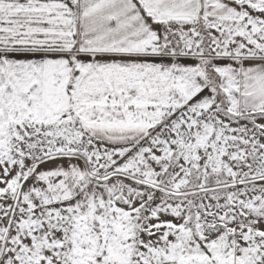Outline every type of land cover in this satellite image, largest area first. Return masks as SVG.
I'll list each match as a JSON object with an SVG mask.
<instances>
[{"label": "snow or ice", "instance_id": "6c2138e0", "mask_svg": "<svg viewBox=\"0 0 264 264\" xmlns=\"http://www.w3.org/2000/svg\"><path fill=\"white\" fill-rule=\"evenodd\" d=\"M0 264H264V0H0Z\"/></svg>", "mask_w": 264, "mask_h": 264}]
</instances>
